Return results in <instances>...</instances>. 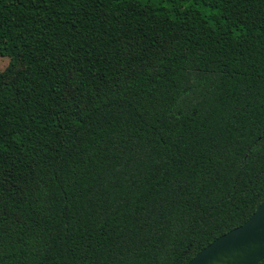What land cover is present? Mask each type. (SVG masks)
Returning <instances> with one entry per match:
<instances>
[{
	"label": "trees",
	"instance_id": "obj_1",
	"mask_svg": "<svg viewBox=\"0 0 264 264\" xmlns=\"http://www.w3.org/2000/svg\"><path fill=\"white\" fill-rule=\"evenodd\" d=\"M0 57V264H187L264 200V0H0Z\"/></svg>",
	"mask_w": 264,
	"mask_h": 264
},
{
	"label": "water",
	"instance_id": "obj_2",
	"mask_svg": "<svg viewBox=\"0 0 264 264\" xmlns=\"http://www.w3.org/2000/svg\"><path fill=\"white\" fill-rule=\"evenodd\" d=\"M264 258V200L240 226L199 251L187 264H257Z\"/></svg>",
	"mask_w": 264,
	"mask_h": 264
},
{
	"label": "rangeland",
	"instance_id": "obj_3",
	"mask_svg": "<svg viewBox=\"0 0 264 264\" xmlns=\"http://www.w3.org/2000/svg\"><path fill=\"white\" fill-rule=\"evenodd\" d=\"M8 59L6 57H0V72L7 66Z\"/></svg>",
	"mask_w": 264,
	"mask_h": 264
}]
</instances>
